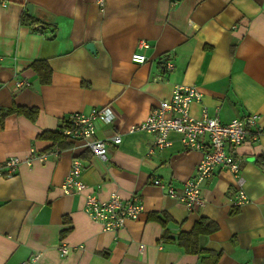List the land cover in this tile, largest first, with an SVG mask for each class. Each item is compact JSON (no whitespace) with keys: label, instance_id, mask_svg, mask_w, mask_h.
Returning a JSON list of instances; mask_svg holds the SVG:
<instances>
[{"label":"crops","instance_id":"1","mask_svg":"<svg viewBox=\"0 0 264 264\" xmlns=\"http://www.w3.org/2000/svg\"><path fill=\"white\" fill-rule=\"evenodd\" d=\"M4 1L0 163L24 158L30 149L47 155L0 175V264H264V169L255 163L264 153V134L235 150L248 201L234 205V174L221 168L203 183L202 203L189 211L167 189L181 192L201 152L186 149L175 132L169 133L171 144L159 148L155 132L130 131L176 85L201 93L191 103L192 116L206 108L222 122L257 113L264 123V0ZM27 3L37 23L21 22ZM138 39L149 43L140 64L131 61ZM37 60L51 69L48 83L30 66ZM103 106L113 115L110 122L95 121L96 136L107 144L105 160L93 156L83 140L53 144L38 137L71 113ZM14 107H34L38 114L30 120L4 113ZM74 159L83 165L86 189L66 194L61 184ZM156 179L163 187L153 184ZM86 192L100 200L112 192L122 200L136 196L144 210L118 231H104L84 211ZM151 213L168 216L165 229ZM204 217L218 225L199 237L208 257L186 252L175 240ZM61 242L70 247L66 256L60 255Z\"/></svg>","mask_w":264,"mask_h":264},{"label":"built area","instance_id":"2","mask_svg":"<svg viewBox=\"0 0 264 264\" xmlns=\"http://www.w3.org/2000/svg\"><path fill=\"white\" fill-rule=\"evenodd\" d=\"M104 0H98L100 4ZM6 4L4 0H1ZM149 47L145 39H138L136 50L131 55L134 63L146 61L144 51ZM1 59V57H0ZM167 68H172L167 63ZM26 82L18 81L17 86ZM201 93L194 86L176 85L167 99L160 100L146 118L130 127V131L144 130L155 132L154 145L159 148L171 144L169 133L180 135V141L186 149L199 150L202 154L198 161L194 175L184 182L181 192L173 187L167 189L169 196L176 198L191 211L202 203L201 187L213 172L226 168L234 174L237 185L235 206H240L248 201L243 189V177L240 174V161L235 154L236 148L247 142L250 138L264 134V123L260 121L257 113L236 117L228 122H222L216 114L209 115L206 108H202L198 117L190 114L191 103L200 100ZM112 112L107 106L91 110L87 114L71 113L62 120L61 133L67 140H83L91 154L101 160L106 159L107 144L102 138L96 136L95 121H112ZM113 141L119 142L120 135L115 134ZM58 150L54 151L56 154ZM45 152H35L30 149L28 156L21 158L9 156L0 163V175L12 174L21 164L31 165L34 161H44ZM82 163L74 159L65 176L61 188L66 194H79L85 191V184L80 179ZM153 184L163 187L160 180H153ZM141 201L133 196L122 200L117 192H112L105 200H100L91 192L84 193V211L94 222L100 224L104 231H118L127 220H135L143 212ZM69 246L61 242L58 246L61 256H66ZM143 245L140 246V249ZM39 253L34 254L30 261L38 259ZM28 261L21 264H27Z\"/></svg>","mask_w":264,"mask_h":264},{"label":"trees","instance_id":"3","mask_svg":"<svg viewBox=\"0 0 264 264\" xmlns=\"http://www.w3.org/2000/svg\"><path fill=\"white\" fill-rule=\"evenodd\" d=\"M30 21L31 23H37V19L32 17L31 15H28L26 12L22 14L21 22H27ZM40 26H43L42 22H40ZM46 25V24H44ZM32 69L36 72V74L39 77V80L41 83H48L51 78V69L49 65L44 60H37L31 63L30 65ZM15 112L17 114H23L26 117H28L30 120H34L38 114V111L36 108L31 107H14L11 108L10 111L4 112ZM64 122V119H62ZM62 128V121L61 124L58 126V128L54 131H43L38 135L41 139H47L51 140L53 144H65V137L61 133ZM255 163L258 167L261 169H264V153L259 154L255 158ZM235 211H231V213H234ZM149 218L156 219L162 226H166L167 220L170 219L166 214H163V218L159 217L158 214L151 213L149 214ZM218 229V225L213 220H210L208 218H201L200 220L196 221L191 229L189 231H181L175 238L177 244L183 248L186 252L198 254L201 256L206 257L210 256L208 255L210 253L209 250H206L199 245V237L200 235H208L213 232H215ZM165 231V230H164ZM166 232H164L162 239L166 238ZM218 257V255H217ZM215 258V260L217 259Z\"/></svg>","mask_w":264,"mask_h":264},{"label":"water","instance_id":"4","mask_svg":"<svg viewBox=\"0 0 264 264\" xmlns=\"http://www.w3.org/2000/svg\"><path fill=\"white\" fill-rule=\"evenodd\" d=\"M26 12H27L28 15H31V13H32V4H30V3L26 4ZM86 48H88L91 52H94V46H93L92 42H88L86 44Z\"/></svg>","mask_w":264,"mask_h":264}]
</instances>
